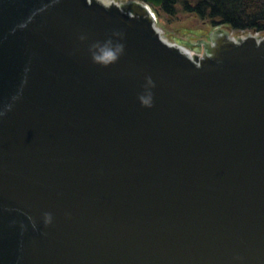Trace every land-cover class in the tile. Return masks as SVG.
I'll return each mask as SVG.
<instances>
[{"label":"water","instance_id":"1","mask_svg":"<svg viewBox=\"0 0 264 264\" xmlns=\"http://www.w3.org/2000/svg\"><path fill=\"white\" fill-rule=\"evenodd\" d=\"M124 8L0 0V264H264V34Z\"/></svg>","mask_w":264,"mask_h":264},{"label":"trees","instance_id":"2","mask_svg":"<svg viewBox=\"0 0 264 264\" xmlns=\"http://www.w3.org/2000/svg\"><path fill=\"white\" fill-rule=\"evenodd\" d=\"M167 10L195 16L211 27L264 34V0H165Z\"/></svg>","mask_w":264,"mask_h":264},{"label":"rangeland","instance_id":"3","mask_svg":"<svg viewBox=\"0 0 264 264\" xmlns=\"http://www.w3.org/2000/svg\"><path fill=\"white\" fill-rule=\"evenodd\" d=\"M110 4L117 3V5L125 4L128 0H103ZM134 2L146 3L143 0H134ZM144 7V6H143ZM158 19L163 22L167 27H169L174 33H176L180 38H210V35L216 28L204 23L197 19L195 16H189L188 14L177 13L173 20H169L165 17L158 16ZM224 30H232L231 28H225V26H220ZM242 32V31H241ZM253 33V32H248ZM257 34V33H256ZM259 34V33H258Z\"/></svg>","mask_w":264,"mask_h":264},{"label":"flooded vegetation","instance_id":"4","mask_svg":"<svg viewBox=\"0 0 264 264\" xmlns=\"http://www.w3.org/2000/svg\"><path fill=\"white\" fill-rule=\"evenodd\" d=\"M123 1V0H122ZM124 2V1H123ZM142 5V2H134V0H128L125 1V4L122 3V5H119L121 11H125V6L130 10H135L138 5ZM144 4V3H143ZM150 5L156 10L158 16L165 17L169 20H173L175 16L170 14L167 10V6L165 4V0L162 1L161 5L158 7H155L153 4L150 3Z\"/></svg>","mask_w":264,"mask_h":264},{"label":"clouds","instance_id":"5","mask_svg":"<svg viewBox=\"0 0 264 264\" xmlns=\"http://www.w3.org/2000/svg\"><path fill=\"white\" fill-rule=\"evenodd\" d=\"M119 51H120V46L119 45H117L115 49L107 50L105 52V57H104V61L103 62L105 64H107L108 62L114 61L117 58V54L119 53ZM93 60L94 61H100L101 57L93 55ZM140 99H141V102L143 104H145V105H147L149 103V101L143 96H141Z\"/></svg>","mask_w":264,"mask_h":264},{"label":"bare ground","instance_id":"6","mask_svg":"<svg viewBox=\"0 0 264 264\" xmlns=\"http://www.w3.org/2000/svg\"><path fill=\"white\" fill-rule=\"evenodd\" d=\"M95 1H99V2L103 3V4L106 5V6H110V5H111L110 3L105 2V1H103V0H95ZM137 7H143V5L141 6V5L139 4ZM149 7H150L152 13L155 14V16H157L158 14H157L156 10H155L152 6H150V5H149ZM146 9H147V8H146Z\"/></svg>","mask_w":264,"mask_h":264},{"label":"built area","instance_id":"7","mask_svg":"<svg viewBox=\"0 0 264 264\" xmlns=\"http://www.w3.org/2000/svg\"><path fill=\"white\" fill-rule=\"evenodd\" d=\"M148 10L152 13L151 9L149 6H147ZM153 14V13H152ZM155 16V14H153ZM156 17V16H155Z\"/></svg>","mask_w":264,"mask_h":264}]
</instances>
